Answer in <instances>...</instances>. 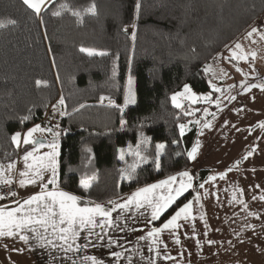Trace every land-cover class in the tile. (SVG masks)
Returning a JSON list of instances; mask_svg holds the SVG:
<instances>
[{
    "label": "trees",
    "instance_id": "trees-1",
    "mask_svg": "<svg viewBox=\"0 0 264 264\" xmlns=\"http://www.w3.org/2000/svg\"><path fill=\"white\" fill-rule=\"evenodd\" d=\"M93 5L95 11H88ZM263 13L264 0H52L37 15L23 0H0V165L32 148L14 144L12 136L42 124L55 104L62 111L57 130L42 125L58 145L56 185L77 196L80 206L107 203L188 169L202 113L208 109L207 119L218 107L196 105L199 111L188 116L172 96L187 85L215 102L205 67ZM128 75L136 99L122 107ZM139 133L151 140L149 160L128 181L118 155ZM157 144L165 146L159 167ZM210 176L199 171L193 188L156 225ZM82 179L90 182L87 189Z\"/></svg>",
    "mask_w": 264,
    "mask_h": 264
},
{
    "label": "crops",
    "instance_id": "crops-1",
    "mask_svg": "<svg viewBox=\"0 0 264 264\" xmlns=\"http://www.w3.org/2000/svg\"><path fill=\"white\" fill-rule=\"evenodd\" d=\"M51 1L45 0L41 11ZM253 28L257 31L253 32ZM262 35H264V13L222 50L230 52L228 58L230 66L236 68L238 66L236 64L243 65L241 62L245 60H248L249 64L254 63L256 56L250 53L249 49L258 51L264 62ZM237 44L240 48H236ZM218 56L219 54L205 67V73L208 82L213 83V85L209 83L211 88L217 85V88L221 89L222 94L217 98L219 96L226 98L219 105L210 103V106L214 104V107H218L211 117L205 119L202 117L204 112L202 113V122L199 125L196 140L189 151L196 147L195 159L188 157L189 168L182 171H187L192 177L190 181L192 187L188 190L193 188L199 171H210V177L215 176L216 179H207L203 183L204 187H199L192 199L185 203L191 202V217L187 220L182 217L176 222L179 225L178 228L164 229L154 237L149 236V232L156 228H163V225L185 204L159 225H156V222L164 212L158 219L153 220L152 208L147 203L143 207L147 210H139L133 206L128 212H112L111 228H106L102 232L97 227L93 230L94 234H90L87 229L80 232L76 241V244L80 245L79 251L67 254L59 248L38 247V242L31 239L30 233H24L29 236L27 244L18 236L0 237V264H72L73 261L76 264H90V261L85 260L90 256L96 257L102 264H130V261L131 264H149L150 261L153 264H264V199H261L264 197V127H261L264 125V87L260 88L258 91L260 94L256 93L257 95L251 92L253 88L250 85L240 92L227 95L228 90H223L225 85L222 81H228V79L223 74V63L219 61ZM255 78H264V66L262 70L255 72L253 79ZM241 79L244 80L243 77ZM229 81L233 85L239 83L237 80ZM246 93L249 94L248 97L245 95L241 98ZM205 95L210 94L197 95L198 100ZM208 100H211V97ZM105 103L114 104L110 100H106ZM206 122L210 123V128L204 127ZM38 125L39 130L29 139L33 141L45 139L46 144L32 147L27 152L32 153V157L27 161L28 164H34L39 157L50 153L52 149L49 145L55 141L54 138H50L52 141L49 140L50 131L47 127ZM30 129L25 131L23 136ZM32 143L29 144L32 145ZM22 145H25L23 140L20 141V146ZM56 150L58 153V147ZM26 154L21 155L15 162L0 165V182L5 180L14 182L20 198L17 201L19 203L3 206L6 210L18 207L33 195L41 194V184L47 185L44 189L45 193L63 191L56 185V178L55 185L48 188L47 179L51 177L50 170L42 173L44 180L37 178L35 183H26L24 187H21L19 184L21 179L28 181L32 177V170L25 167L23 157ZM57 166L58 155L56 170ZM21 172H27L28 175L21 176ZM182 172L169 176L176 179L169 181L168 186L161 185V181L169 180V177H166L144 187L153 184L161 185L163 189L160 193L164 196L165 187L175 184L179 187L182 181L189 182L188 177L180 175ZM222 174L224 179H220ZM160 187L156 188L154 193L158 194L157 189ZM125 195L112 201L121 204L122 199H127ZM197 197H199L198 201ZM174 202L169 205V208ZM100 205L105 210L113 206L109 202ZM35 206V204L32 205V207ZM100 219L101 217H97V220ZM97 236L103 239H97ZM177 238L179 243L175 242ZM109 240L113 243L109 244ZM209 241L214 243L209 244ZM92 244H97L99 248L95 255L91 253ZM108 244L109 247L113 246L114 250L108 251ZM113 252H119L121 256L116 258L112 255Z\"/></svg>",
    "mask_w": 264,
    "mask_h": 264
},
{
    "label": "snow or ice",
    "instance_id": "snow-or-ice-1",
    "mask_svg": "<svg viewBox=\"0 0 264 264\" xmlns=\"http://www.w3.org/2000/svg\"><path fill=\"white\" fill-rule=\"evenodd\" d=\"M23 3L32 9L37 15H39L45 0H23ZM66 7L67 5H61V8ZM88 11L94 12L95 6L93 5L88 9ZM52 14L56 16L60 15V12L54 11ZM74 15H79V13H74ZM8 23H15V21L9 20ZM0 27H4L3 22H0ZM252 31L256 32L257 29L253 28ZM249 35H251V33H249ZM261 38L264 39V35H262ZM236 48H240V45L237 44ZM81 51H87L89 56L95 54L92 51H88L83 48ZM98 54L104 55V53ZM40 84L41 82L37 81V85ZM129 87L131 88V79L129 80ZM253 87H255V85H253ZM215 90L219 91V89ZM185 91H189L187 85L185 86ZM101 99L104 98L102 97ZM172 99L175 101L176 97L173 96ZM128 102L134 103V97L129 95V97L126 98V103ZM60 103H63V100H61ZM176 106L179 107V105ZM24 119H27V117ZM123 124L124 121L122 119L121 125ZM179 127L181 134H183L185 126L181 124ZM204 127L210 128L211 125L210 123L206 122ZM261 127H264V125H261ZM37 130H39V125L30 129L24 136L23 143H32L29 137ZM19 135L20 134L17 133L12 136V141L14 144H18ZM41 146L43 145L41 144ZM49 147L52 149V151L46 154V156L39 157L34 164L27 163L29 158L32 157L31 152L27 153L23 157L25 161V167L32 170V177L28 181L21 179L19 181L21 187H24L26 183H35L37 178H39L41 181L44 180L42 173L47 170L51 171V177L47 179V184L53 186L55 185L56 156L58 155L56 149L58 146L55 141H53ZM156 147V165L159 167L161 150L165 146L163 144H158ZM196 151V147H193L191 152L188 153L189 159H195ZM136 155L142 160H146V157L141 156L139 151H137ZM246 158L247 157H245V159ZM121 159H123V155L121 156ZM9 167L11 168L12 166L10 165ZM134 173L135 165L132 166L131 170L127 173V178L132 179ZM123 174L124 173L122 172V175ZM20 175L27 176L28 173L21 172ZM180 175L183 177H188L189 182L185 183L182 181L178 188L169 187L167 196L157 197L154 195V190L161 185H168L169 181H175V177H169L168 181H161V185L153 184L139 189L137 192L133 193L132 196L129 197L123 204H117L115 201H109V203L113 205L110 210H105L100 204H95L94 207H81L78 205L79 198L77 196L59 190L45 193L44 189L47 185L41 184V194L31 196L30 198L24 200L22 204H19L18 207L8 210L0 207V237L7 236L9 238H13L18 236L21 241L27 244L29 242V236L25 235L24 233H30L31 239L38 242V247L59 248L66 254L79 251L80 245L76 244V241L79 238L80 232L87 229L90 234H94L93 230L97 227H99L102 232H104L106 228H111L113 225V220L111 218L112 212H115L117 208L121 209L122 211H129L133 206L136 209H140L144 207L145 203H147L152 208V219H158L161 213L165 211L178 196L182 195L184 191L192 187V184L190 183L192 177L189 176V173L185 171ZM208 179L215 180L216 177L212 176ZM220 179H224L223 174L220 176ZM3 183L10 186L12 182L10 180H5ZM80 186L84 189H87L90 186V182L88 180L82 179L80 181ZM200 187L203 188L204 185L201 184ZM16 195L17 193L11 191H9L7 194L0 193V200L10 199ZM205 195H207V193ZM196 199L198 201L199 197ZM261 199H264V197ZM33 204L36 206L32 207ZM190 209L191 202L180 208V210L163 225V228H156L152 232H149L148 235L156 237L164 229L178 228L179 225L176 222L179 219L183 217V219L187 220L189 217H191ZM97 217H101V219L97 220ZM97 239H103V237L97 236ZM141 239H143V237H141ZM175 242L179 243V239L177 238ZM108 243L112 244L113 241L109 240ZM211 243H214V241H209V244ZM112 255L116 258H119L121 253L113 252ZM166 258L170 259L171 257ZM85 260L90 261V264H102V262L94 256L86 257ZM72 264H76V262L73 261ZM149 264H153V262L150 261Z\"/></svg>",
    "mask_w": 264,
    "mask_h": 264
},
{
    "label": "rangeland",
    "instance_id": "rangeland-1",
    "mask_svg": "<svg viewBox=\"0 0 264 264\" xmlns=\"http://www.w3.org/2000/svg\"><path fill=\"white\" fill-rule=\"evenodd\" d=\"M127 32L131 33L132 32V28H128ZM249 51H250V53L254 54V56H256V61H254V63H252V64H249V61L245 60L244 62H241V63H243V65H241V64L239 65V63L236 64V65H238L236 68H234L233 66H230L231 64L228 62V58L230 57V52L229 51L225 50L224 52L222 51L221 53H219V56H218V57H220L219 61L223 63V66H222L223 74H224L225 78L228 79V81H226V80L222 81V84L225 85V87H223V90L224 91L228 90L227 95L228 94H235L237 92H240L241 90L245 89L249 85H250L251 88H253L251 90V92H253L254 95H257V94H260L258 92L260 90V88L264 87V78H255V79H253L255 72L262 70V68L264 66V62H262V58L260 57V54L258 53V51H254L253 49H249ZM225 58H227V60ZM208 70H209V67H208ZM242 77L244 78V80L241 79ZM219 78H221V77H219ZM130 79H131V88L129 87V80ZM215 79H217V78H215ZM231 79L235 80V81L237 80V82L239 81V83L233 85V84L229 83L230 82L229 80H231ZM209 83H210V85H213V83H211V81ZM253 85H255V87H253ZM212 88L213 89H218L217 85H214V87H212ZM188 89H189V91H187V92L185 91V88H184L181 92L173 95V96L176 97V99H175V101H173V99H172V104L176 108H179V109H184L185 108V110H187V112L185 113L186 115L194 116L197 113V111H199V109L196 110L193 107H195L197 104L200 105V106H203V105L206 106L208 104L210 105L212 100H208V99L211 97V95H205L204 98H201V100L200 99L198 100L197 95L194 94L189 87H188ZM216 93H217V95L222 94L221 93V89H219V91L216 92ZM129 95L134 97V100L136 99L134 80L128 75L127 78H126V82H125L124 95H123V99H122V107L131 106V105H133L135 103V102L134 103H131V102L126 103V98L129 97ZM245 95H247L246 97H248L249 94H247V93L243 94L241 96V98H243ZM218 98H217V100H215V102H213V103H215V105L216 104L219 105V104L223 103L225 101L226 97L224 96V97L220 98V96H219ZM53 105L56 108L58 107L55 104H53ZM176 105H179V107H177ZM215 105L213 104V106H215ZM208 114H210V113H209L208 109H206V111H204V114H203L202 117L205 118V115H208ZM194 122L196 123L198 121L195 119ZM57 126L54 127L55 128L54 130H57ZM35 132H33V133H35ZM23 135L24 134L22 133L18 137V144L19 145H20V141H22L23 138H24ZM29 138H31V136ZM49 140L52 141V139H49ZM30 141L34 142L32 139ZM50 141H49V143H50ZM150 144H151L150 138L147 135H145L144 133H139L138 137H137V141H136L135 144H129V145H127V147L120 149L118 158H119V161H121L123 163V166L121 167L120 170H121V174H122V172L124 173L123 174L124 177L127 178V173L131 170L132 166L135 165V170H137L138 167H140L143 164L148 162V160H149L148 158L149 157H148V155L146 153V150L148 151V149L150 148L149 147ZM137 151L140 152L141 156L146 157V160H142L140 157H138L136 155ZM156 152H157V147H156V151H155V158H154L155 161H156ZM122 155H123V159H121ZM161 155H162V150H161ZM127 180L129 181L130 179L127 178ZM170 187L171 188H178V186L176 184L172 185ZM162 189H163V187L161 186L159 189H157L158 191L156 190L158 192V194L155 192L154 195L157 196V197L162 196L163 194L160 193L162 191ZM168 190H169V187H165V195L164 196H166L168 194L167 193ZM137 191H134L132 193L129 192L127 195H125V197H127V199H128L129 197L132 196L133 193H135ZM186 191H184L183 194L178 196L177 198L179 199V197L183 196ZM127 199H122L121 204L125 203L127 201ZM168 208L165 211H163V212H166L168 210ZM107 210H110L109 207H107ZM139 210H147V209L143 208V209H139ZM115 212L122 213V212H128V211H122L121 209L117 208V210ZM98 249L99 248H97V244L96 245H93V244L91 245V250H92L91 253L92 254H94V255L97 254L98 253ZM107 250L108 251L114 250L113 246L109 247V244H108V249Z\"/></svg>",
    "mask_w": 264,
    "mask_h": 264
},
{
    "label": "built area",
    "instance_id": "built-area-1",
    "mask_svg": "<svg viewBox=\"0 0 264 264\" xmlns=\"http://www.w3.org/2000/svg\"><path fill=\"white\" fill-rule=\"evenodd\" d=\"M61 118H62V111L58 107L56 108L52 104L46 109L43 118L41 120V123L49 127H56L59 124ZM9 191L15 192L17 193V195L11 197L10 199L0 200V207L13 204L20 199L17 186L14 182H12L10 186L4 184L3 182H0V193L7 194Z\"/></svg>",
    "mask_w": 264,
    "mask_h": 264
},
{
    "label": "water",
    "instance_id": "water-1",
    "mask_svg": "<svg viewBox=\"0 0 264 264\" xmlns=\"http://www.w3.org/2000/svg\"><path fill=\"white\" fill-rule=\"evenodd\" d=\"M36 142H40V143H36ZM44 145V144H46V140L45 139H37V140H35L33 143H32V147H36V146H38V145Z\"/></svg>",
    "mask_w": 264,
    "mask_h": 264
}]
</instances>
